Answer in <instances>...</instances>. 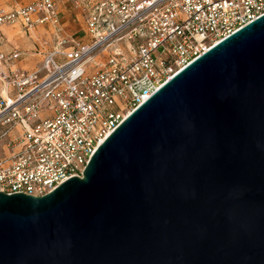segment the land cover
<instances>
[{"label": "water", "instance_id": "obj_1", "mask_svg": "<svg viewBox=\"0 0 264 264\" xmlns=\"http://www.w3.org/2000/svg\"><path fill=\"white\" fill-rule=\"evenodd\" d=\"M0 264H264V15L171 77L80 175L0 192Z\"/></svg>", "mask_w": 264, "mask_h": 264}, {"label": "built area", "instance_id": "obj_2", "mask_svg": "<svg viewBox=\"0 0 264 264\" xmlns=\"http://www.w3.org/2000/svg\"><path fill=\"white\" fill-rule=\"evenodd\" d=\"M59 2L79 15L86 40L56 34L39 69H9L19 53L3 51L0 36L4 194L40 197L80 175L171 77L264 15V0H29L0 7V27L58 30Z\"/></svg>", "mask_w": 264, "mask_h": 264}, {"label": "crops", "instance_id": "obj_3", "mask_svg": "<svg viewBox=\"0 0 264 264\" xmlns=\"http://www.w3.org/2000/svg\"><path fill=\"white\" fill-rule=\"evenodd\" d=\"M28 2L29 0H0L1 8H9L14 2ZM58 15L60 27L55 30L50 25L36 26L31 31L21 25H4L0 27V36L3 39L2 50L18 52V59L9 62V69L33 71L39 69L44 55L53 49L55 35H69L78 40H86L85 29L79 15L71 8L59 2ZM64 48H67L64 47Z\"/></svg>", "mask_w": 264, "mask_h": 264}, {"label": "rangeland", "instance_id": "obj_4", "mask_svg": "<svg viewBox=\"0 0 264 264\" xmlns=\"http://www.w3.org/2000/svg\"><path fill=\"white\" fill-rule=\"evenodd\" d=\"M9 96H10V97H14V96H15V93L10 92V93H9Z\"/></svg>", "mask_w": 264, "mask_h": 264}]
</instances>
